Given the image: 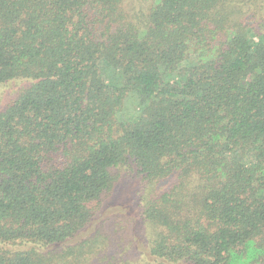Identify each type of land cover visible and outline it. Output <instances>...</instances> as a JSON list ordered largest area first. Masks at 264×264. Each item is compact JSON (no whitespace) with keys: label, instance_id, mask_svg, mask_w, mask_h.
Listing matches in <instances>:
<instances>
[{"label":"trees","instance_id":"obj_1","mask_svg":"<svg viewBox=\"0 0 264 264\" xmlns=\"http://www.w3.org/2000/svg\"><path fill=\"white\" fill-rule=\"evenodd\" d=\"M0 264H264V0H0Z\"/></svg>","mask_w":264,"mask_h":264},{"label":"rangeland","instance_id":"obj_2","mask_svg":"<svg viewBox=\"0 0 264 264\" xmlns=\"http://www.w3.org/2000/svg\"><path fill=\"white\" fill-rule=\"evenodd\" d=\"M128 191L125 190L122 192V194L124 193H127ZM127 202H130V204L133 202L132 200H126L123 197H121V201L120 200H117L115 202H109L106 207H105V210H104V216L105 215H112L113 213H119V211L121 210L120 208L123 207V204H126ZM126 212H131V209H125ZM99 220H94L92 223H91V226L92 228L90 230H92L93 228H95L98 224Z\"/></svg>","mask_w":264,"mask_h":264}]
</instances>
